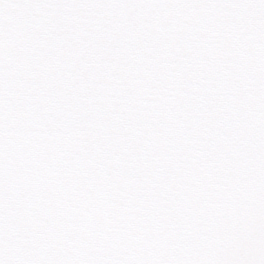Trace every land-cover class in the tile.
<instances>
[{"label":"snow or ice","instance_id":"snow-or-ice-1","mask_svg":"<svg viewBox=\"0 0 264 264\" xmlns=\"http://www.w3.org/2000/svg\"><path fill=\"white\" fill-rule=\"evenodd\" d=\"M0 264H264V0H0Z\"/></svg>","mask_w":264,"mask_h":264}]
</instances>
